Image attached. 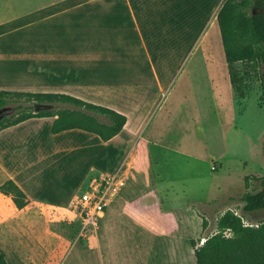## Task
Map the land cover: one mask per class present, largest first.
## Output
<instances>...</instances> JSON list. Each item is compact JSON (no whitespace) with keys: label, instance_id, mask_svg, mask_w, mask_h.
<instances>
[{"label":"rangeland","instance_id":"obj_1","mask_svg":"<svg viewBox=\"0 0 264 264\" xmlns=\"http://www.w3.org/2000/svg\"><path fill=\"white\" fill-rule=\"evenodd\" d=\"M51 1L0 0V17L15 20L0 24V90L71 94L122 110L142 130L103 141L95 156L97 146L85 136L93 149L59 155L52 174L63 187L43 192L44 180L34 183L36 197H77L93 177L116 175V192L94 234L80 235L72 202L16 211L0 193V248L7 264H147L152 257L196 264L191 241L199 245L214 232L227 209L240 212L245 177H251L249 190L261 187L255 178L264 177V66L262 79L247 82L246 96L239 97L228 79L211 82L212 55L203 50L217 53L213 57L223 58V65L225 60L219 32L207 34L208 24L151 23L139 25L138 34L122 9L125 16L115 21L125 25L102 35L97 32L104 24L82 26L96 44L84 48L85 41L69 37L77 35V24L66 20L65 30L62 19L44 14ZM33 104L40 108L11 99L4 112L12 118ZM49 121L39 120L35 133L43 136ZM27 129L10 136L20 140ZM3 179L0 172V184ZM54 179L48 176V182ZM252 218L263 220L264 207Z\"/></svg>","mask_w":264,"mask_h":264},{"label":"trees","instance_id":"obj_2","mask_svg":"<svg viewBox=\"0 0 264 264\" xmlns=\"http://www.w3.org/2000/svg\"><path fill=\"white\" fill-rule=\"evenodd\" d=\"M217 23L232 90L239 97H245L247 82L262 79L260 68L264 66V0H224L217 12ZM11 99L34 102L40 108L35 111L34 104L30 108L19 107L12 118L4 112L0 130L30 118L57 115L51 125L53 134L79 129L96 134L102 141H108L120 133L126 123L124 114L66 93L0 90V109ZM59 103L77 109L55 110L53 104ZM96 115L106 118L107 122L99 121ZM250 179V176L244 179L245 191L239 199L242 203L240 212L227 209L218 217L215 231L204 235L203 242L196 245L191 241L196 264H264V219L252 220L253 215L264 207V177L255 178L260 181L261 187L252 191L249 190ZM0 193L10 197L19 210L30 202L11 179L0 184ZM202 227L205 232L204 219ZM227 230L230 236H225ZM0 264H7L1 248Z\"/></svg>","mask_w":264,"mask_h":264},{"label":"crops","instance_id":"obj_3","mask_svg":"<svg viewBox=\"0 0 264 264\" xmlns=\"http://www.w3.org/2000/svg\"><path fill=\"white\" fill-rule=\"evenodd\" d=\"M223 1L224 0H52L44 7V14L49 17L56 16L55 18L62 19L65 30L67 28V21H69V25L77 24L79 28V31L76 33L77 35L71 34L69 37L85 41L84 48L87 46L89 48H94L96 44L90 41L95 40H92V38L88 39L87 36L84 35L85 31H82V26L86 22L91 23L94 21L98 24H104V26H101L97 32L102 35V32L104 31H111L113 29V25H125L120 24L121 22L115 21V19L120 18L118 16H125L122 9H124L126 13L128 23L132 24L133 30L135 31L136 29L138 34L141 33L139 25L151 23L178 25L205 23L208 24V27L206 28L207 34L210 30H214L216 34L219 32L220 35L217 23V12ZM9 23H15V20H7L6 17H0V24ZM109 25H111V27L105 28ZM203 52L207 55L209 53V56L212 55L209 65L211 68V82L217 86L220 85V83L227 82V79L229 81V73L225 56V65H223V58L221 57H218V60H220L221 63H216L218 60H216L213 55H216L217 53L214 54L210 52L209 49H206L205 51L203 50ZM154 77L157 84H160L158 78L155 75ZM229 85L231 86L230 81ZM114 110L117 112L122 111L117 108ZM51 118L52 117L48 118L50 119V123L48 124L49 127L45 125L44 129H46V132L43 136L37 135L35 130L39 127V120L44 118H30L14 126L0 130V172L4 175L3 182L7 179L13 180L27 195L30 201L25 208L19 210L13 204L11 198L7 196L16 211L25 210L29 205L37 204L39 202H44L48 206L65 208L67 203L70 204L74 200L76 197L74 195L76 193L72 195L64 192L61 194V198L60 194H58L59 196H52L53 198L51 196L36 197L32 194L34 192L33 190H35L34 183H36V179L38 181L44 180L46 183V187L43 189V192L47 188L51 187V185L59 187L64 186V181L61 177L57 179V176L52 174L53 171H56L57 162H59V155L62 154L64 149L68 150L67 152L73 151L77 154H81L86 149H93L92 147H95L93 145L96 144L98 152L94 150L93 154L94 156L97 153L101 155V145L104 143L96 134L91 137L84 133L85 131L79 129H71L53 134L51 132V125L53 122ZM139 123V120L132 122L131 119L126 116V123L123 129L120 133L111 138L112 140L110 139V142L115 140L119 135H124L125 137L137 136L142 130V126L140 127ZM21 128H29L27 130L30 131V134H25L20 140H16L14 137L10 136L16 130ZM7 132L11 133L7 134ZM78 135H81L83 138ZM85 136L90 137L91 139L88 138L90 141L89 143H93L94 141V144L91 146L87 145L88 141L83 140L87 138ZM34 139L36 140L35 143ZM97 140H100L101 144L96 143ZM48 176L56 178L57 180L54 179L53 182H48ZM82 181L83 180H81L78 188L81 186ZM103 217L101 219H103ZM75 218L77 219L76 215ZM167 262L181 264L178 263L176 259L168 261L166 257L149 258L147 264H166Z\"/></svg>","mask_w":264,"mask_h":264},{"label":"built area","instance_id":"obj_4","mask_svg":"<svg viewBox=\"0 0 264 264\" xmlns=\"http://www.w3.org/2000/svg\"><path fill=\"white\" fill-rule=\"evenodd\" d=\"M116 181V175L93 177L87 189L74 198L73 212L78 219L80 235L98 231L99 219L104 216L111 197L116 192ZM225 236H230L228 230L225 231Z\"/></svg>","mask_w":264,"mask_h":264},{"label":"water","instance_id":"obj_5","mask_svg":"<svg viewBox=\"0 0 264 264\" xmlns=\"http://www.w3.org/2000/svg\"><path fill=\"white\" fill-rule=\"evenodd\" d=\"M35 107H36V105H35ZM46 108H50V106H47ZM35 111H38V107H36V110ZM3 116H4V108L0 109V120L2 119Z\"/></svg>","mask_w":264,"mask_h":264}]
</instances>
